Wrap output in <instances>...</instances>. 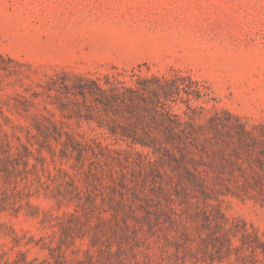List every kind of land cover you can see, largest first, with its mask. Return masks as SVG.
<instances>
[{
  "label": "rangeland",
  "instance_id": "374dc122",
  "mask_svg": "<svg viewBox=\"0 0 264 264\" xmlns=\"http://www.w3.org/2000/svg\"><path fill=\"white\" fill-rule=\"evenodd\" d=\"M0 264H264V0H0Z\"/></svg>",
  "mask_w": 264,
  "mask_h": 264
},
{
  "label": "trees",
  "instance_id": "16d2710c",
  "mask_svg": "<svg viewBox=\"0 0 264 264\" xmlns=\"http://www.w3.org/2000/svg\"><path fill=\"white\" fill-rule=\"evenodd\" d=\"M175 81H172V82H168V81H165V84L164 86L163 85H160L159 88L160 90L163 92V98L165 99V101L167 99H169V96L170 94L167 93L166 90H164L163 88L164 87H168L170 88L171 87V84L170 83H174ZM175 89V92L176 94H178V88L174 87ZM144 90H147L148 92L152 93L156 98L157 100H159V94H158V90H154V89H144ZM80 94L82 95L83 98L86 97V95H89L93 101H95L98 105H100V107L102 108L103 111H107V110H115L114 107L115 105H119V104H124L126 105V101L127 100H133L136 97H139L137 96V91L134 90V89H124L123 92H119L117 91L116 93H113L112 91L110 92H107L106 90H103L101 89L100 87L96 86V91L94 90H91V89H86L84 87L81 88V91H80ZM140 99L142 101H145L144 98L140 97ZM160 102V101H158ZM161 105H164V103H162ZM154 111L156 113L159 114L160 116V120L161 121H167L168 122V125L165 127V130L170 133L172 136H174L176 134L174 128L172 127L171 124L175 123L174 121V116H172L168 111H162V112H159L157 109H154ZM114 134H116L114 131H112ZM124 136V135H122ZM139 144H141L142 146H147V147H150L154 150H157L155 148V146L153 145H149V144H146V143H142V141H135ZM161 147H158V150H160ZM163 150L167 153L168 152V149H166L165 147L163 148ZM169 153V152H168Z\"/></svg>",
  "mask_w": 264,
  "mask_h": 264
}]
</instances>
